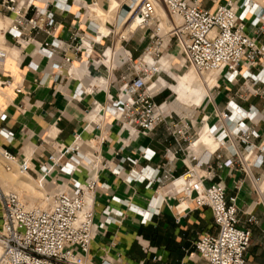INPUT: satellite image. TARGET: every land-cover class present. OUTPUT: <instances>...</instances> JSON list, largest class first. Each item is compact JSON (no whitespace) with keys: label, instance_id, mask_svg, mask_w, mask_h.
<instances>
[{"label":"crops","instance_id":"0c3cea01","mask_svg":"<svg viewBox=\"0 0 264 264\" xmlns=\"http://www.w3.org/2000/svg\"><path fill=\"white\" fill-rule=\"evenodd\" d=\"M33 1L41 9L48 7L55 12L57 28L54 38L69 45L75 34L83 36L91 33L100 42L94 45L90 60L82 53L65 54L57 50L55 59L51 61L39 53L40 47L51 40L48 35L40 33L34 35L30 43H17L8 31L13 16L0 3L3 28L0 45L5 50L19 53L16 58L7 56L0 78L10 80L14 83L13 87L22 89L21 94H16L14 88H7L0 96V112L5 116L0 120V131L4 130L13 138L9 143L0 134V148L17 156L19 161H30L33 169L30 176L38 182L40 169L49 163L50 156L71 147L76 135L81 136V155L85 159L82 167L71 177L56 171L47 190L52 191L54 183H62V180L66 184L72 179L85 184L92 176L98 177L99 186L94 195L96 224L103 222V213L107 208L113 215L112 223L97 234L92 244L91 258L96 263L104 259L113 264H202L195 244L200 236L217 233L213 214L208 208L197 209L192 201L186 203L187 210V206L185 211L181 210L182 206H179L183 195L182 190L178 191L180 185L177 182L188 175L189 168L195 167L192 157H204L218 148L213 137L204 132V117L212 127L219 125V114L229 112L230 107L244 112L252 110L258 115L253 129L260 135V139L253 140L252 144L261 145L264 142V84H257L252 78H243L246 74H260L262 67L248 69L242 66L241 76L233 82L219 75L211 98L196 111L194 118H190L198 141L189 151L181 150V145L165 125L147 137H132L124 132L121 123L111 113L114 103L123 98L120 79L129 74L127 66H120V60L125 57V52L138 60L149 44L145 32L133 34L129 39H118L115 34L114 29L128 18L132 0H119L121 8L119 12L113 9L114 17L109 14V20L97 15L98 10L92 6L91 0ZM229 2L240 8L245 0H200L202 8L211 12ZM253 2L264 9V0ZM57 3L65 6V10H56ZM111 3V0H98L97 7L109 13ZM255 20V15L248 16V34L264 45V29L260 33L264 23L255 27ZM105 28L112 29L111 34L100 37ZM119 46L120 50H117ZM107 49L115 50L117 54L112 63L102 59V53ZM65 56L73 61L71 73L66 67L59 70L58 63ZM160 80L152 83L151 90ZM166 92L167 88L158 92L156 102L163 96L166 97L161 103L170 99ZM145 150L148 153L146 157L143 155ZM94 155H99L98 168L89 164ZM232 155L233 149L229 145L228 150L223 151V161ZM68 160L69 157H66L63 162ZM129 160L138 161V166L135 167ZM106 164L111 169L102 167ZM211 166L212 174L207 168L199 171L200 175L209 176L204 185L220 184L226 188L228 200L237 199L241 227L252 230L247 264H264V178L256 185L238 166L220 168L215 158H212ZM112 169H120L123 173L116 176ZM144 169L156 170L160 182L150 188L149 182H127L132 171L141 172ZM254 175L264 177V171L255 170ZM251 216L256 219L252 225L248 224Z\"/></svg>","mask_w":264,"mask_h":264},{"label":"built area","instance_id":"2783aa9c","mask_svg":"<svg viewBox=\"0 0 264 264\" xmlns=\"http://www.w3.org/2000/svg\"><path fill=\"white\" fill-rule=\"evenodd\" d=\"M24 1L0 0L2 8L13 16L8 31L17 43H30L34 35L46 33L51 40L40 47L42 57L53 61L55 52L61 50L65 54L82 53L90 60L94 45L100 42L98 37L91 33L83 36L75 34L73 42L68 45L53 37L57 28L55 12L48 7L41 9L34 3L24 5ZM91 1L92 6L97 7L98 0ZM253 1L245 0L240 8L229 2L220 6L216 12H211L202 8L200 0H132L128 18L140 22L139 29L144 30L149 44L138 60L125 52V57L119 62L121 67L128 66L129 74L120 79V94L123 98L114 103L111 113L121 123L122 129L131 128L132 137H147L165 125L181 145L182 151H189L197 144L192 119L169 111L165 108L166 103L158 104L156 97L160 92L153 94L150 91V83L154 79H161L164 73L160 64L173 43L182 48L181 56L186 64L202 75L218 73L233 82L241 76L242 66L248 69L262 67L260 74H246L243 78H252L255 83L264 84V45L248 34L247 25L250 15L256 16L255 27L264 23V9L258 8ZM159 6L170 17L166 23L167 30L156 17ZM55 9L64 11L65 6L57 3ZM174 18H178L180 24ZM263 29H260V33ZM108 51L102 53L103 61L110 62ZM6 59V53L0 51V71ZM150 59L153 63H150ZM72 65V59L67 56L58 63L59 70L66 67L69 73L73 69ZM13 86L12 81L0 78V96L7 88H14L16 94L22 93L21 87ZM257 117V113L252 110L244 112L230 107L229 112L219 114V125L210 127V135L218 143L217 150L204 157H192L196 165L189 168L179 207L192 201L197 209H210L217 229L216 234L200 236L195 244V251L202 264H247L252 230L241 227L237 199L228 200L226 188L220 184L206 187L204 183L209 176L200 175L199 171L207 168L212 174L211 162L215 158L220 168L238 166L256 185L261 183L264 177H255L254 171H264V142L261 145L252 144L253 140L260 139L259 133L253 129ZM4 118V113L0 112V120ZM206 119L204 117L203 122ZM0 134L9 143L12 142L13 138L4 130ZM184 145L187 146L183 149ZM229 145L233 155L223 161V151L228 150ZM81 149V136L76 135L71 147L50 156L49 163L41 167L37 181L45 192L47 206L44 208L30 210L19 195L5 193L0 186V264H98L91 258L92 244L97 234L112 223L113 215L107 208L103 213V222L96 224L94 195L99 186L98 177L92 176L85 184L75 179L66 184L62 180V183H54L55 189L47 190L51 176L56 171L71 177L82 167L85 159ZM147 154L145 150L144 157ZM66 157L69 160L64 163ZM0 160L4 172L12 173L17 169L22 174L33 173L30 161H19L17 156L6 149L0 148ZM99 160V155H94L89 164L98 168ZM129 161L135 167L139 164L138 161ZM102 167L111 169L107 164ZM112 173L121 176L123 171L112 169ZM127 182H149L150 188L160 182V178L153 169L141 172L134 170L129 174ZM255 223V217L251 216L248 224ZM99 264L113 263L103 259Z\"/></svg>","mask_w":264,"mask_h":264},{"label":"bare ground","instance_id":"6f19581e","mask_svg":"<svg viewBox=\"0 0 264 264\" xmlns=\"http://www.w3.org/2000/svg\"><path fill=\"white\" fill-rule=\"evenodd\" d=\"M111 2H112V4L117 5L116 0H111ZM23 3H24V5L28 6L29 3H34V1L33 0H25ZM156 17L160 20V22H162L163 26H165V28L167 30L168 26H166V23L168 22L170 17L168 16V14L166 13L165 9L162 6L158 7ZM176 22L178 24H180V20H177ZM107 23L108 22H106V24ZM139 23H140L139 21H131V18L125 19V21L120 25V26L124 27L122 39H126L127 37H128L127 39H129L133 34L135 35V34H138L140 32L141 33L144 32V30L139 29ZM111 30L112 29H110V28L103 29L100 37H105V36L110 35ZM2 31H3L2 24L0 23V33H2ZM0 40H3V39L1 38ZM1 47H3V46H1ZM179 49L182 51V48L180 46H179ZM0 50H2V49H0ZM7 51H9V50H6V51L4 50V52L6 53V55L8 57L14 56L16 58L19 55V53L14 52L11 49H10L9 53ZM123 52H124V50H123ZM115 55H117L115 50L108 51V56L110 57L111 63H112ZM149 61H150V63H153V61L151 59ZM181 63H182V61L180 60L178 52H173L171 58H163L161 61V64H160L161 71L166 70L168 72H170V71L174 72V74L177 75L176 77L178 78L179 86L174 87V89H173V86H171L172 84H168V82L165 83L166 81L163 82L162 80H160L158 83H156L154 85V88L151 90V92L153 94H156V93L162 91L164 88L165 89L167 88L171 91H174V93L176 95L175 103L185 110L186 109L188 110L191 107V105L194 103H196L198 106H202V104L204 103V101L207 97L211 98L209 86L215 80H217V78L212 79V77L211 78L209 77L207 79H200V80L192 81L191 80V73L189 72L188 68L186 67L187 69H184V68L182 69ZM192 69L197 74V76H198V74H200L194 68H192ZM0 103H2V102H0ZM203 128H204V132H207L208 134H210V132H209L210 126L208 125V119H206V123L203 125ZM132 131L133 130L131 128L124 129V132H127L130 135H132ZM30 154H31V152H30ZM187 180H188V176H185L177 182V185H180V187H178L179 188L178 191L183 189V185L186 183ZM0 186H1V188H2V186L5 188H14L16 190V192L15 191L14 192L13 191L12 192L11 191L6 192V191H4V188H2V189L5 193H15V194L19 195L22 198V200L24 201L26 207L30 210L37 209V208H44L47 206L45 192L41 188L40 183L36 182L30 175L22 174L18 170H14L12 173L3 172L0 175ZM22 193L25 194V196H26L25 198L22 197ZM38 198H41L39 200H42V199L43 200H42L41 205L39 203L40 207L36 208V207H34L36 204V203L34 204V201H36ZM186 206H187L186 204L183 205L181 207V210H184V208Z\"/></svg>","mask_w":264,"mask_h":264},{"label":"rangeland","instance_id":"374dc122","mask_svg":"<svg viewBox=\"0 0 264 264\" xmlns=\"http://www.w3.org/2000/svg\"><path fill=\"white\" fill-rule=\"evenodd\" d=\"M121 2L119 1V0H117V5H114V4H112L111 3V12H109V13H107V12H104L101 8H98V7H95L98 11H97V15H99L101 18H103V19H105V20H109V14H111L110 16L111 17H114V15L112 14V10L114 9V10H116L117 12H119V10H120V8H121V4H120ZM176 21L177 20H179V19H177V18H174ZM114 31L116 32L115 34L117 35V38L119 39H122V36H123V31H124V27H122V26H120V27H118L117 29H114ZM128 38V37H127ZM126 38V39H127ZM1 39V38H0ZM2 45H0V49H2V50H0V51H4L5 49L4 48H2L1 47ZM120 49V46L118 47V49L117 50H119ZM6 51V50H5ZM8 53H9V51H7ZM173 52H178V54H179V57H180V60L182 61V63H181V68L183 69H187L188 68V70H189V72L191 73V80L192 81H195V80H200V79H207V78H211L212 77V79H218V77H219V74L218 73H206V74H203V75H201V74H198V76H197V74L193 71V69H192V67L191 66H189V65H187L186 64V62H185V60H184V58L183 57H181V54H182V51L179 49V46H177L175 43H173L170 47H169V49H168V51L165 53V56H164V58H171L172 57V53ZM128 67V66H127ZM187 67V68H186ZM128 71H129V68H128ZM162 72H164L162 75H161V79L162 80H165L166 82H168V84H172L171 86H173V89H174V87H178L179 86V81H178V78L176 77L177 75L176 74H174V72H172V71H170V72H168V71H162ZM154 81H157V79H154L152 82H154ZM216 82H217V80H215L209 87H210V96H211V91H212V88L216 85ZM152 85V83H150V86ZM167 96L169 95V98L170 99H167V100H169V103H167L166 105H165V108L166 109H168L169 111H173V112H175V113H177L178 115H180V116H182V117H185V118H188V119H190V118H194L195 117V115H196V111H198L204 104H205V102H206V100H208L209 99V97H207L206 99H205V101H204V103L202 104V106H198L196 103H194V104H192L191 105V107L187 110H185V109H183L182 107H180V106H178L176 103H175V98H176V95H175V93H174V91H171V90H168L167 89ZM165 97L166 96H163V97H161L160 99H158L157 100V102L158 103H160V104H165L166 102H167V100H165L163 103H161L164 99H165ZM193 107V108H192ZM191 109V110H190ZM189 111V112H188ZM0 162H1V160H0ZM15 170H17V169H15ZM4 171L1 169V167H0V175L3 173ZM2 188H4V191H6V192H16V190L14 189V188H5V187H3L2 186ZM10 189V190H9ZM22 197H26L25 196V194H23L22 193ZM39 199H41V198H38L36 201H34V204H35V206L34 207H40V205L42 204V200H39ZM39 203H40V205H39Z\"/></svg>","mask_w":264,"mask_h":264}]
</instances>
